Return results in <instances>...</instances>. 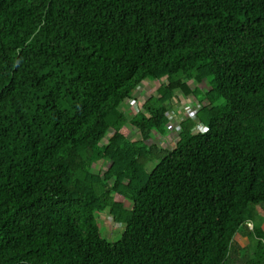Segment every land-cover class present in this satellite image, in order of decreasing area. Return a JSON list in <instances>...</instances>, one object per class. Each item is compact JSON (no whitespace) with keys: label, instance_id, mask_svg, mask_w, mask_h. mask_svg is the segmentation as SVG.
Instances as JSON below:
<instances>
[{"label":"trees","instance_id":"16d2710c","mask_svg":"<svg viewBox=\"0 0 264 264\" xmlns=\"http://www.w3.org/2000/svg\"><path fill=\"white\" fill-rule=\"evenodd\" d=\"M0 264H264V0H0Z\"/></svg>","mask_w":264,"mask_h":264},{"label":"rangeland","instance_id":"374dc122","mask_svg":"<svg viewBox=\"0 0 264 264\" xmlns=\"http://www.w3.org/2000/svg\"><path fill=\"white\" fill-rule=\"evenodd\" d=\"M166 82V80L164 79ZM161 85V81L159 80H145L143 81L138 87L135 92V95L133 98L126 99L122 103V108L129 114L130 116L135 114L138 111L143 110V103L150 98L153 95H158V88ZM197 84L194 82H191V86L195 87ZM203 90H208V82L207 80H204L200 84H198ZM178 95L180 96L179 101L174 106V112H170L171 121L168 124V132L164 135L162 134H153L152 138L148 141L149 144L151 143H158L163 147L167 148H173L176 145V142L178 141V126L180 122L186 118V116L194 117L193 113L189 111L191 108V101L193 103L198 104V101L193 96H187L185 94H182L180 91H178ZM204 103H207L206 101ZM182 118V120H181ZM131 128V137L138 138L139 135L137 133V130L132 125H129ZM195 130V128L193 129ZM111 133L108 134V137H110ZM108 137L104 139V143L108 140ZM110 164V161L103 160L99 162L97 165H94L92 170L94 172H103ZM128 207H131V204H127ZM99 220L102 222V231L103 234L108 238L111 242H116L121 239L122 234L124 232V226L121 224L116 223L110 213H101L99 216ZM236 239L242 244L245 245L248 243V240L246 237H242L238 235Z\"/></svg>","mask_w":264,"mask_h":264},{"label":"built area","instance_id":"2783aa9c","mask_svg":"<svg viewBox=\"0 0 264 264\" xmlns=\"http://www.w3.org/2000/svg\"><path fill=\"white\" fill-rule=\"evenodd\" d=\"M201 108H202V105L200 103L195 104L193 103V101H191V108L189 109V111H191L193 115H195Z\"/></svg>","mask_w":264,"mask_h":264}]
</instances>
